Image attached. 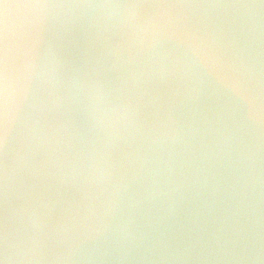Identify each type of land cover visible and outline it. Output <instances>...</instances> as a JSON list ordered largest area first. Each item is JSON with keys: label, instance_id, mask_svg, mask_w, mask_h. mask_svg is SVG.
<instances>
[{"label": "water", "instance_id": "water-1", "mask_svg": "<svg viewBox=\"0 0 264 264\" xmlns=\"http://www.w3.org/2000/svg\"><path fill=\"white\" fill-rule=\"evenodd\" d=\"M29 2L0 0V264H53L50 254L33 259L14 246L52 236L109 200L111 230L77 264H264V122L249 119L229 78L201 64L182 36L141 49L81 17L50 41L60 84L82 86L77 102L71 110L41 105L35 91L21 99ZM190 2L219 13L214 23L229 36L251 22L264 74V0ZM95 86L107 104L126 109L111 127L90 118Z\"/></svg>", "mask_w": 264, "mask_h": 264}, {"label": "clouds", "instance_id": "clouds-1", "mask_svg": "<svg viewBox=\"0 0 264 264\" xmlns=\"http://www.w3.org/2000/svg\"><path fill=\"white\" fill-rule=\"evenodd\" d=\"M23 8L20 42L25 56L19 82L21 99H28L35 91L41 94V105L56 103L71 110L82 86L73 82L60 84L53 67L50 41L54 29L89 17L117 28L141 49L152 47L162 37H184V42L201 64L217 76L229 78L235 90L244 96L249 119L264 122V74L257 71L253 47L256 34L251 22L241 25L239 36H229L214 23L213 17L219 13L190 0L99 5L31 0ZM247 15L250 17L251 13ZM86 107L93 122L102 128L113 126L126 114L122 106L107 104L99 86L88 90ZM113 210L111 200L102 202L80 222L64 224L52 236H34L21 241L14 246V251L33 259L50 254L53 264H77L89 247L99 245L107 238Z\"/></svg>", "mask_w": 264, "mask_h": 264}]
</instances>
